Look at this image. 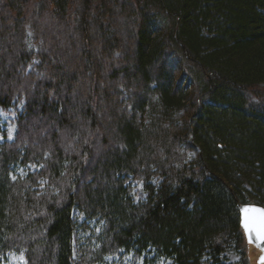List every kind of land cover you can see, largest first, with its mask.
<instances>
[{
    "label": "trees",
    "instance_id": "obj_1",
    "mask_svg": "<svg viewBox=\"0 0 264 264\" xmlns=\"http://www.w3.org/2000/svg\"><path fill=\"white\" fill-rule=\"evenodd\" d=\"M20 101L0 264H74L75 208L102 223L75 264H226L238 204L264 208V0H0V110Z\"/></svg>",
    "mask_w": 264,
    "mask_h": 264
},
{
    "label": "rangeland",
    "instance_id": "obj_2",
    "mask_svg": "<svg viewBox=\"0 0 264 264\" xmlns=\"http://www.w3.org/2000/svg\"><path fill=\"white\" fill-rule=\"evenodd\" d=\"M28 44L32 46L31 35L28 34ZM23 103L20 101L15 104V108H10L7 111L0 110V144L4 141H12L15 134V118L16 113L23 109ZM35 170L32 165L28 166H16L13 171H11V177H24L28 172ZM130 193L133 203H137L144 199V193L142 188L134 181H130ZM73 218L76 222V229L72 238V258L75 263L83 262L86 263L89 259L88 255L85 253L93 252L98 245L97 237L101 233L102 223L97 222V220H87L86 216L78 211L76 208L72 211ZM260 252L245 243L240 248V250L229 249L224 254L226 264H257V259ZM132 255L127 254L124 257L120 253L119 255H112L105 257L101 262L95 264H120V263H130L132 261ZM88 257V258H87ZM144 257V256H143ZM83 259V261H82ZM140 259L136 264H171L170 260L156 259V260ZM74 263V264H75ZM2 264H25L22 255L18 254H8Z\"/></svg>",
    "mask_w": 264,
    "mask_h": 264
},
{
    "label": "water",
    "instance_id": "obj_3",
    "mask_svg": "<svg viewBox=\"0 0 264 264\" xmlns=\"http://www.w3.org/2000/svg\"><path fill=\"white\" fill-rule=\"evenodd\" d=\"M237 209L240 220L239 225L244 235L245 243L254 246L261 252L257 262L260 264L261 258L264 257V243L257 240V231L264 229V220L261 218V213H264V209L251 204H238ZM245 224L251 231H246ZM249 236L252 239V243H249Z\"/></svg>",
    "mask_w": 264,
    "mask_h": 264
},
{
    "label": "snow or ice",
    "instance_id": "obj_4",
    "mask_svg": "<svg viewBox=\"0 0 264 264\" xmlns=\"http://www.w3.org/2000/svg\"><path fill=\"white\" fill-rule=\"evenodd\" d=\"M255 211H259V210H255ZM261 218L262 220H264V213H261ZM245 228L246 231H251L250 229H248L247 224H245ZM257 240L260 241L261 243H264V229L257 231ZM249 243H252V239L250 236H249ZM260 264H264V257L261 258Z\"/></svg>",
    "mask_w": 264,
    "mask_h": 264
}]
</instances>
